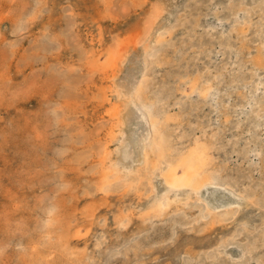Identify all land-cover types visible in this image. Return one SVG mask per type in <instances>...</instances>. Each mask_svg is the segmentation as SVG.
<instances>
[{"label": "rangeland", "instance_id": "374dc122", "mask_svg": "<svg viewBox=\"0 0 264 264\" xmlns=\"http://www.w3.org/2000/svg\"><path fill=\"white\" fill-rule=\"evenodd\" d=\"M109 1L0 0V264H43L48 259L51 261L46 264H63L61 260L93 264L91 252L96 234L105 230L108 241L116 239V207L121 200L130 201L134 196V191L122 198L121 191L92 189L99 183L100 173L91 170L95 165L92 162L99 157L94 156L97 142L108 133V127L101 125L109 118V102L101 87L108 50L127 43L132 49L130 40L144 26L152 0ZM162 1L169 10L170 0ZM187 1L179 0L184 5ZM190 1L196 3L194 9L204 16L203 22L199 25L195 15L193 22L178 25L170 34L171 42L163 51L165 61L153 67L155 80L157 85L165 83L164 88L177 87L175 96L182 97L186 92L190 94L191 82L197 76L201 85L205 86L202 80L210 78L209 83L221 88L208 100L199 91L192 92L191 102L184 106L192 111L190 117L195 121L189 130L200 136L208 124L206 137L210 140L211 134L218 132L214 159L228 167L238 185L252 189L264 203V0ZM197 4L204 8H196ZM166 14L167 11L157 24L167 21ZM20 20L25 28L14 32ZM90 40L95 45H87ZM220 73L221 82L213 77ZM226 93L229 103L223 101L218 108L217 100ZM259 98L263 104L257 103ZM171 108L177 113L180 106ZM134 127V123L129 127L131 137ZM254 135L259 136L258 145L253 142ZM49 207L53 208L51 213ZM192 211L195 215V209ZM49 217L59 222L47 225ZM151 221L165 224L157 219ZM131 223L134 234L138 221ZM77 224L82 229L79 236L73 234ZM54 228L80 246L77 248L84 252L83 262L77 260L78 253L65 246L56 244L53 249L45 245L49 241L47 232L56 238L52 241H60ZM170 242L171 239L168 245ZM131 244L132 240L117 249L112 245L103 247L98 253L101 264H141L146 259L189 264V254L137 256Z\"/></svg>", "mask_w": 264, "mask_h": 264}, {"label": "bare ground", "instance_id": "6f19581e", "mask_svg": "<svg viewBox=\"0 0 264 264\" xmlns=\"http://www.w3.org/2000/svg\"><path fill=\"white\" fill-rule=\"evenodd\" d=\"M162 2V0H152V6L144 21V26L133 40H130L133 45L132 49H130L129 43L113 45L115 47H110L108 50L106 66H103L104 77L101 87L104 88L103 92L106 93L104 97L109 102L107 108L109 118L107 122L99 123L104 129L108 127V138L102 136L99 139L100 142H97L99 143L98 149L94 148L96 150L94 156L99 155V157L92 162L95 165L92 166L93 170L91 171L95 170L100 173V181L92 189L121 191L119 196L122 198L134 191V196L130 201L121 200L116 207L114 232L116 239L108 241L109 237L105 230L96 234L91 252V257L94 259L93 264H101L98 253L102 251L103 247L109 248L112 245V248L117 249L131 240L134 254L137 256L144 253L157 254L159 257L184 253L189 254V264H264V203L256 197L252 189L243 187L241 184L238 185V181H234L235 178L227 170L228 167L214 159L213 147L216 145V140L219 139L218 132L211 134L210 140L208 136L206 137L209 132L208 124L202 128L200 136L192 135L189 130L195 121L190 117L192 111L188 112L184 106L193 98L192 92L199 91L208 100L209 96L213 97L215 94H219L221 88L216 87L213 82L209 83L211 82L210 78L202 80L205 86L201 85L199 82L201 79L197 76L191 82L190 94L186 92L187 95H183L184 97L181 95H177L179 96L177 97L175 96L178 92L177 87L164 88L165 83L157 85V80H155L157 75L153 67L165 61L163 56L166 52L163 54V51L164 47L171 42L170 34H173L175 29L177 30L178 25L193 22L192 18L195 15H198L197 21L201 25L200 22H203L204 17L200 15V12L196 14L194 9L196 3L190 0L185 5L179 0H170L169 10L167 5ZM22 3L25 6L29 5L25 1ZM202 4H197L196 8L203 9L204 5ZM166 11L167 21L157 24L159 18ZM252 12L254 11L252 10ZM21 20L13 30L14 32L19 33L24 30L25 23ZM100 40L102 41V38ZM90 41V44L87 45H95L93 40ZM11 43L13 44V42ZM94 52L93 49L91 53L94 54ZM86 54L88 57L91 56L87 49ZM127 65L129 70H127ZM3 70L6 71L4 67ZM125 73L128 76L125 77ZM222 75L220 73L213 77L221 82ZM174 80L175 83H178V80ZM255 80L257 79L255 78ZM50 81L53 82L51 79ZM237 81L240 83L242 80ZM238 82L235 84H239ZM255 89L259 91L258 87ZM22 91L24 92V90ZM229 97L226 93L220 100H217V106L218 104L222 105L223 101L229 103ZM4 98L6 99V97ZM184 98H187V102L184 101ZM262 101L259 98L257 103L263 104ZM172 105H177L178 108L180 106L177 113L172 112ZM190 106L194 109L193 103ZM0 118L2 117L0 116ZM187 122H190L189 126ZM133 123L135 127L132 129L135 130L131 137L129 127ZM102 132L104 133L103 130ZM91 133L93 134L92 131ZM258 138V135L253 136V142L256 145L259 144L256 141ZM255 150L253 149V152L259 154L260 151ZM56 203L58 202L56 201ZM193 209H195V215L191 213ZM49 210L51 213L53 208L49 207ZM155 219L165 224L149 222ZM57 220L56 217H49L45 223L50 225L56 221V225L59 222ZM133 221H138V227L135 228L134 234H131L130 225ZM76 227V232L73 234L77 233L79 236L82 229L80 224H77ZM258 228H260V233H256ZM47 231H50L49 227H47ZM48 232L46 236L49 241L46 240L47 238L44 239L47 241L45 244L47 247L54 249L57 247L56 244L61 247L65 246L70 252L78 253L77 260L83 262L81 256L84 252L78 250L79 245L71 242L65 233L58 232L57 228H54V232L60 234L58 242L52 241L54 237ZM170 239L171 242L168 245ZM45 245L43 246L45 247ZM196 245H198L197 250H195ZM32 246L34 247L35 244ZM38 247L41 248L39 245ZM175 247L176 249H174ZM24 253L26 254L27 251ZM110 254L113 255L111 252ZM149 260L146 259L141 264H162L158 261L159 259L153 260V262ZM50 261L48 259L42 262L46 264ZM61 263L69 264V261L61 260Z\"/></svg>", "mask_w": 264, "mask_h": 264}]
</instances>
